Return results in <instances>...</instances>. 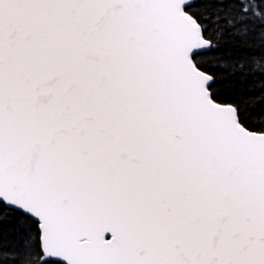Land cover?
<instances>
[{
  "label": "snow or ice",
  "instance_id": "obj_1",
  "mask_svg": "<svg viewBox=\"0 0 264 264\" xmlns=\"http://www.w3.org/2000/svg\"><path fill=\"white\" fill-rule=\"evenodd\" d=\"M0 264H264V0H0Z\"/></svg>",
  "mask_w": 264,
  "mask_h": 264
}]
</instances>
